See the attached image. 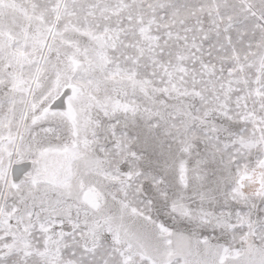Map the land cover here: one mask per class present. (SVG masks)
<instances>
[{
  "label": "snow or ice",
  "instance_id": "6c2138e0",
  "mask_svg": "<svg viewBox=\"0 0 264 264\" xmlns=\"http://www.w3.org/2000/svg\"><path fill=\"white\" fill-rule=\"evenodd\" d=\"M0 264H264V0H0Z\"/></svg>",
  "mask_w": 264,
  "mask_h": 264
}]
</instances>
